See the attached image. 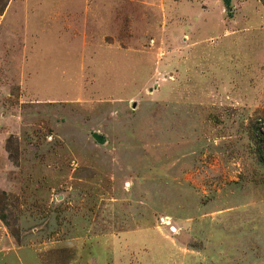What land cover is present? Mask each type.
Returning a JSON list of instances; mask_svg holds the SVG:
<instances>
[{
	"label": "rangeland",
	"instance_id": "rangeland-1",
	"mask_svg": "<svg viewBox=\"0 0 264 264\" xmlns=\"http://www.w3.org/2000/svg\"><path fill=\"white\" fill-rule=\"evenodd\" d=\"M0 264H264V0H0Z\"/></svg>",
	"mask_w": 264,
	"mask_h": 264
},
{
	"label": "water",
	"instance_id": "water-1",
	"mask_svg": "<svg viewBox=\"0 0 264 264\" xmlns=\"http://www.w3.org/2000/svg\"><path fill=\"white\" fill-rule=\"evenodd\" d=\"M92 138L95 139L98 143H102V138L98 135L92 134Z\"/></svg>",
	"mask_w": 264,
	"mask_h": 264
},
{
	"label": "trees",
	"instance_id": "trees-1",
	"mask_svg": "<svg viewBox=\"0 0 264 264\" xmlns=\"http://www.w3.org/2000/svg\"><path fill=\"white\" fill-rule=\"evenodd\" d=\"M222 1H223V4L227 7L229 4V0H222Z\"/></svg>",
	"mask_w": 264,
	"mask_h": 264
},
{
	"label": "crops",
	"instance_id": "crops-1",
	"mask_svg": "<svg viewBox=\"0 0 264 264\" xmlns=\"http://www.w3.org/2000/svg\"><path fill=\"white\" fill-rule=\"evenodd\" d=\"M196 4V3H195ZM137 53H140L141 55H143L144 53L143 52H137Z\"/></svg>",
	"mask_w": 264,
	"mask_h": 264
}]
</instances>
